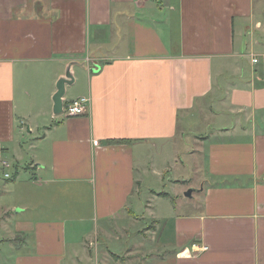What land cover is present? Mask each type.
<instances>
[{"label":"crops","instance_id":"0c3cea01","mask_svg":"<svg viewBox=\"0 0 264 264\" xmlns=\"http://www.w3.org/2000/svg\"><path fill=\"white\" fill-rule=\"evenodd\" d=\"M6 162L0 264H264V0H0Z\"/></svg>","mask_w":264,"mask_h":264},{"label":"rangeland","instance_id":"374dc122","mask_svg":"<svg viewBox=\"0 0 264 264\" xmlns=\"http://www.w3.org/2000/svg\"><path fill=\"white\" fill-rule=\"evenodd\" d=\"M63 115L58 116L57 118L60 119L62 118ZM11 167L10 168H4L2 167V165H0V209L1 208H5V205H10L11 204V200H12V195H11V186L14 184V182L21 177V175H24L22 172H27L25 170H21L18 171V169L16 167H13V163L10 162ZM31 171H28V174H30ZM22 173V174H21ZM6 174H8L10 177L6 178ZM18 181V180H17ZM16 181V182H17ZM6 209V208H5ZM2 211H4V209H2ZM90 225H88V229L90 230ZM129 228H132V226H130ZM131 232L134 233V230H131ZM94 239V237H93ZM16 246H21V244L23 243L20 239L16 240ZM109 246V245H108ZM114 248H116L117 250L118 247L122 248V250L125 249V244L122 245H114ZM21 250V248H20ZM83 264H90V262H84Z\"/></svg>","mask_w":264,"mask_h":264},{"label":"water","instance_id":"95a60500","mask_svg":"<svg viewBox=\"0 0 264 264\" xmlns=\"http://www.w3.org/2000/svg\"><path fill=\"white\" fill-rule=\"evenodd\" d=\"M76 65H82L84 66L85 64H79L75 62H71L66 69V73L64 76H62L58 82H57V91L53 97V113L55 116H60L64 113V108H65V96L67 94V87L68 86H73L76 83V78L74 75V66ZM195 189H189L186 193L185 196L188 198H192L193 193L195 192Z\"/></svg>","mask_w":264,"mask_h":264},{"label":"built area","instance_id":"2783aa9c","mask_svg":"<svg viewBox=\"0 0 264 264\" xmlns=\"http://www.w3.org/2000/svg\"><path fill=\"white\" fill-rule=\"evenodd\" d=\"M258 28H261V25H258ZM258 60L254 59V63H257ZM90 100L86 97L77 98L75 100L69 101L65 103L64 113L67 116H81L86 114ZM5 168H9V164L4 163ZM6 178L10 176L8 174L5 175ZM209 247L206 245H200L198 242H195L190 249L184 250L181 254L184 256H192L193 253H201L207 252Z\"/></svg>","mask_w":264,"mask_h":264}]
</instances>
